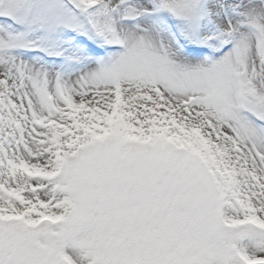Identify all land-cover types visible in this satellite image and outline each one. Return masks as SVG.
Wrapping results in <instances>:
<instances>
[{
  "label": "snow or ice",
  "instance_id": "6c2138e0",
  "mask_svg": "<svg viewBox=\"0 0 264 264\" xmlns=\"http://www.w3.org/2000/svg\"><path fill=\"white\" fill-rule=\"evenodd\" d=\"M0 264H264V0H0Z\"/></svg>",
  "mask_w": 264,
  "mask_h": 264
}]
</instances>
